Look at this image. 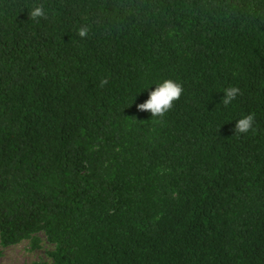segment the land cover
I'll return each instance as SVG.
<instances>
[{"label":"trees","instance_id":"1","mask_svg":"<svg viewBox=\"0 0 264 264\" xmlns=\"http://www.w3.org/2000/svg\"><path fill=\"white\" fill-rule=\"evenodd\" d=\"M39 232L52 264H264V0H0V246Z\"/></svg>","mask_w":264,"mask_h":264},{"label":"clouds","instance_id":"2","mask_svg":"<svg viewBox=\"0 0 264 264\" xmlns=\"http://www.w3.org/2000/svg\"><path fill=\"white\" fill-rule=\"evenodd\" d=\"M29 14L32 19H38L44 17L46 13L42 5H35L31 8ZM86 34L87 28L82 27L79 35L84 37ZM103 83H106V81H101V84ZM149 85H154V87L149 88ZM141 89L147 91V98L143 102L137 103L136 108L138 111L150 113L151 117H162L172 107L173 102L180 98L183 91L182 85L171 78H163L155 83L149 82ZM222 93V104L228 107L240 93V89L233 86L225 88ZM135 94L129 104L133 102ZM253 119V116L248 114L235 120L234 131L240 134L249 132L252 129Z\"/></svg>","mask_w":264,"mask_h":264},{"label":"rangeland","instance_id":"3","mask_svg":"<svg viewBox=\"0 0 264 264\" xmlns=\"http://www.w3.org/2000/svg\"><path fill=\"white\" fill-rule=\"evenodd\" d=\"M37 236L40 240L37 248L30 247L29 239L5 248L0 246V264H31L34 261L52 264L48 251L53 248V244L47 241L44 232H39Z\"/></svg>","mask_w":264,"mask_h":264}]
</instances>
